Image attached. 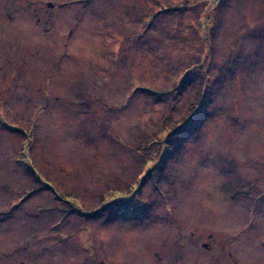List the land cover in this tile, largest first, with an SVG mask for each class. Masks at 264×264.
<instances>
[{
  "label": "rangeland",
  "instance_id": "1",
  "mask_svg": "<svg viewBox=\"0 0 264 264\" xmlns=\"http://www.w3.org/2000/svg\"><path fill=\"white\" fill-rule=\"evenodd\" d=\"M263 239L264 0H0V264Z\"/></svg>",
  "mask_w": 264,
  "mask_h": 264
},
{
  "label": "flooded vegetation",
  "instance_id": "2",
  "mask_svg": "<svg viewBox=\"0 0 264 264\" xmlns=\"http://www.w3.org/2000/svg\"><path fill=\"white\" fill-rule=\"evenodd\" d=\"M176 237H178V236H176ZM197 245H198V242L195 243L194 252H190V251L187 252L189 254L190 259H188V262L186 264H208V262L205 261L207 256L204 254H207L212 247L207 245L205 242H202L201 246H199V247H196ZM262 247L264 248L263 245H262ZM179 255L180 254H178L177 257H179Z\"/></svg>",
  "mask_w": 264,
  "mask_h": 264
},
{
  "label": "trees",
  "instance_id": "3",
  "mask_svg": "<svg viewBox=\"0 0 264 264\" xmlns=\"http://www.w3.org/2000/svg\"><path fill=\"white\" fill-rule=\"evenodd\" d=\"M34 173H36L35 169H34V172H33V173L31 172V174L34 175ZM37 174H38V173H37ZM39 174H40V173H39Z\"/></svg>",
  "mask_w": 264,
  "mask_h": 264
},
{
  "label": "water",
  "instance_id": "4",
  "mask_svg": "<svg viewBox=\"0 0 264 264\" xmlns=\"http://www.w3.org/2000/svg\"><path fill=\"white\" fill-rule=\"evenodd\" d=\"M262 245L264 246V239L262 240Z\"/></svg>",
  "mask_w": 264,
  "mask_h": 264
}]
</instances>
